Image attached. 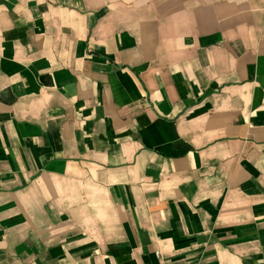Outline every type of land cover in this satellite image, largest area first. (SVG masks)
<instances>
[{"label": "crops", "instance_id": "obj_1", "mask_svg": "<svg viewBox=\"0 0 264 264\" xmlns=\"http://www.w3.org/2000/svg\"><path fill=\"white\" fill-rule=\"evenodd\" d=\"M264 0H0V264H263Z\"/></svg>", "mask_w": 264, "mask_h": 264}, {"label": "built area", "instance_id": "obj_2", "mask_svg": "<svg viewBox=\"0 0 264 264\" xmlns=\"http://www.w3.org/2000/svg\"><path fill=\"white\" fill-rule=\"evenodd\" d=\"M264 264V263H263Z\"/></svg>", "mask_w": 264, "mask_h": 264}]
</instances>
